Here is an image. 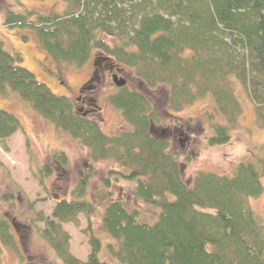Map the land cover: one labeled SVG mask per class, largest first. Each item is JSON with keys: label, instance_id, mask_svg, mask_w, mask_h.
Returning a JSON list of instances; mask_svg holds the SVG:
<instances>
[{"label": "trees", "instance_id": "16d2710c", "mask_svg": "<svg viewBox=\"0 0 264 264\" xmlns=\"http://www.w3.org/2000/svg\"><path fill=\"white\" fill-rule=\"evenodd\" d=\"M59 1L62 9L48 14L7 10L2 27L30 32L59 66L79 69L97 55L130 70L147 90H164L162 112L176 119L208 99L213 109L203 114L207 146L231 141L243 114L241 91L264 131V0ZM28 38L21 36L24 42ZM11 97L56 134L83 146L92 164L108 166L97 188L90 165L69 199L54 200L50 216L33 218L44 225L40 239L61 264H104L103 249L115 264H264V220L251 205L264 191V159L239 161L230 171L197 170L188 183L179 152L155 133L162 117L151 95L116 87L107 101L130 130L108 135L69 97L37 82L23 67L22 55L0 40V98ZM21 127L14 114L0 108L2 149ZM180 127L174 121V132ZM50 157L53 166L34 172L42 187L57 171H67L65 152L55 149ZM121 183L128 186L130 201L118 196ZM98 211L100 234L93 227ZM80 216L87 222L86 261L70 254L62 229L78 227ZM10 230L1 220L0 244L17 253Z\"/></svg>", "mask_w": 264, "mask_h": 264}, {"label": "rangeland", "instance_id": "374dc122", "mask_svg": "<svg viewBox=\"0 0 264 264\" xmlns=\"http://www.w3.org/2000/svg\"><path fill=\"white\" fill-rule=\"evenodd\" d=\"M23 8L48 14L61 10L62 3L59 0H0V40L5 47L22 55L23 67L34 75L37 82L45 85L54 95L69 97L75 106L85 113L86 117L95 120L106 134L118 135L130 130L120 113L107 101L116 87L106 72H97L106 64L97 60L100 56H93L79 69L59 66L41 52L30 32L2 27L5 11H19ZM22 35L29 36L27 42L21 39ZM112 65L119 70V77L126 81L129 88L138 90L145 96L151 95L150 98L162 117L161 128L156 129L155 133L167 137L171 148L179 152L181 173L186 182L190 183L193 173L197 170L230 171L239 161L264 159V131L255 122L253 105L245 92L241 91L243 114L238 127L232 133L231 141L210 147L205 142L208 132L203 114L206 109H213L211 101L204 99L197 102L180 113L176 119L175 116L162 112L166 109L164 90L160 88L149 91L134 79L130 70ZM92 72L98 73V79H93L91 83L94 87L86 90L80 97L79 92L92 77ZM0 108L14 114L22 125L20 130L6 140L8 149L0 147V221L9 223L10 233L14 236L17 246L15 253L0 244L1 264H61L55 253L40 239V230L44 225L32 222L33 218H36L38 213L50 216L54 200L60 197L69 199L71 188L90 165L94 167L92 186L97 188L108 166L92 164L83 146L71 138L56 134L45 120L32 114L17 98H0ZM174 121L181 125L175 132L172 129ZM55 149L65 152L68 156L66 174L57 171L51 180L46 181L45 187H42L34 177V172L45 165H54L50 154ZM127 187L125 183H121L116 192L119 197L130 201L125 191ZM251 205L264 220V191L258 198L251 200ZM100 212L98 211L93 219V227L99 234ZM86 227V219L82 216L79 217L78 227L72 224L62 225V229L70 238L69 252L80 261H86L90 250L87 236L84 234ZM101 257L104 264H115L104 249Z\"/></svg>", "mask_w": 264, "mask_h": 264}, {"label": "flooded vegetation", "instance_id": "af4514ba", "mask_svg": "<svg viewBox=\"0 0 264 264\" xmlns=\"http://www.w3.org/2000/svg\"><path fill=\"white\" fill-rule=\"evenodd\" d=\"M104 63H106V64L104 66L100 67L97 72H99V73L106 72L108 74V76L111 77V80H112L113 75H117V77H119V74H120L119 70L116 67H114V65H112L111 62L105 61ZM97 72H95V73L92 72V77L89 78L86 85H84L82 90L79 92L80 97L85 94L86 90H89L92 86L94 87V84L91 82L93 81V79H98V73Z\"/></svg>", "mask_w": 264, "mask_h": 264}, {"label": "water", "instance_id": "95a60500", "mask_svg": "<svg viewBox=\"0 0 264 264\" xmlns=\"http://www.w3.org/2000/svg\"><path fill=\"white\" fill-rule=\"evenodd\" d=\"M97 60L100 61V62H105V61L111 62L109 59L103 58V57L98 58ZM112 82L118 88L124 87L126 85V81L123 78H121V77L120 78L117 77V75H113L112 76Z\"/></svg>", "mask_w": 264, "mask_h": 264}]
</instances>
